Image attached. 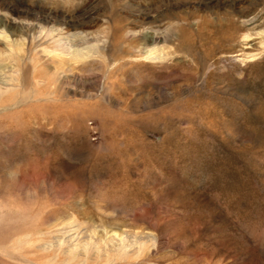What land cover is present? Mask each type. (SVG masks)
I'll use <instances>...</instances> for the list:
<instances>
[{"label": "rangeland", "instance_id": "374dc122", "mask_svg": "<svg viewBox=\"0 0 264 264\" xmlns=\"http://www.w3.org/2000/svg\"><path fill=\"white\" fill-rule=\"evenodd\" d=\"M0 264H264V0H0Z\"/></svg>", "mask_w": 264, "mask_h": 264}, {"label": "bare ground", "instance_id": "6f19581e", "mask_svg": "<svg viewBox=\"0 0 264 264\" xmlns=\"http://www.w3.org/2000/svg\"><path fill=\"white\" fill-rule=\"evenodd\" d=\"M23 28H32V29H33V27H31V25H29L28 23H27V25H23ZM155 38H156V37L153 35V36H152V40L155 41ZM245 38H249V35H246ZM68 46H69V47H73L74 44H73V43H70ZM60 53H61V52H60ZM81 54H82V50H81V49L74 48V50H73V52H72V56H73L74 58H78V57L82 56ZM163 57H164V56H163L162 54H158V55H157V54L155 53V51L153 50V51H150V52L148 53V55H147L146 58H148V59H152V60H157V59H161V58H163Z\"/></svg>", "mask_w": 264, "mask_h": 264}]
</instances>
